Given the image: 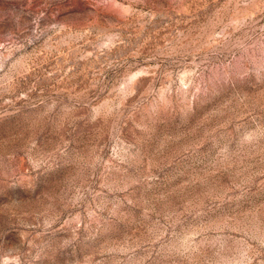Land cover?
<instances>
[{
  "label": "rangeland",
  "instance_id": "rangeland-1",
  "mask_svg": "<svg viewBox=\"0 0 264 264\" xmlns=\"http://www.w3.org/2000/svg\"><path fill=\"white\" fill-rule=\"evenodd\" d=\"M0 264H264V0H0Z\"/></svg>",
  "mask_w": 264,
  "mask_h": 264
}]
</instances>
